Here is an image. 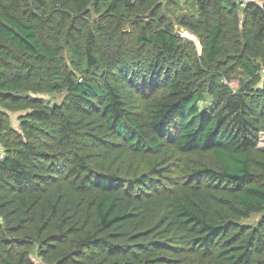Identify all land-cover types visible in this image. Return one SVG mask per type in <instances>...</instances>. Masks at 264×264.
I'll return each instance as SVG.
<instances>
[{"label":"trees","instance_id":"1","mask_svg":"<svg viewBox=\"0 0 264 264\" xmlns=\"http://www.w3.org/2000/svg\"><path fill=\"white\" fill-rule=\"evenodd\" d=\"M263 135L264 1L0 0V264H264Z\"/></svg>","mask_w":264,"mask_h":264},{"label":"rangeland","instance_id":"2","mask_svg":"<svg viewBox=\"0 0 264 264\" xmlns=\"http://www.w3.org/2000/svg\"><path fill=\"white\" fill-rule=\"evenodd\" d=\"M180 33L182 34V37H184L186 39H189V40H192V39H190L192 37L191 34H189V33L188 34H185L184 30H180ZM194 42H196V44L198 46L199 53H201V51H202L201 45L199 44V42L197 40L196 41L194 40ZM232 86H233V88H236L237 87V83L235 82ZM43 99L49 105H53L54 102H57V103L58 102H61L62 99H63V97L62 96H59V95H56V96H44ZM24 115H25V112L11 114V119H12V122H13V125H14L15 128H19V118L21 116H24ZM261 147L264 149V135L262 136ZM257 219H258V216H254L251 219H249L248 221H246V223L249 224V225H255ZM36 261L38 262V259L37 258H36Z\"/></svg>","mask_w":264,"mask_h":264},{"label":"built area","instance_id":"3","mask_svg":"<svg viewBox=\"0 0 264 264\" xmlns=\"http://www.w3.org/2000/svg\"><path fill=\"white\" fill-rule=\"evenodd\" d=\"M264 0H241V4H242V6L244 7V6H246L248 3H250V2H263ZM1 158H3V156L1 155L0 156Z\"/></svg>","mask_w":264,"mask_h":264},{"label":"water","instance_id":"4","mask_svg":"<svg viewBox=\"0 0 264 264\" xmlns=\"http://www.w3.org/2000/svg\"><path fill=\"white\" fill-rule=\"evenodd\" d=\"M190 39H192L193 41H194V40H195V41L197 40L195 36H194L193 38H190ZM201 53H202V51H201Z\"/></svg>","mask_w":264,"mask_h":264},{"label":"bare ground","instance_id":"5","mask_svg":"<svg viewBox=\"0 0 264 264\" xmlns=\"http://www.w3.org/2000/svg\"><path fill=\"white\" fill-rule=\"evenodd\" d=\"M185 34H188V32H185Z\"/></svg>","mask_w":264,"mask_h":264}]
</instances>
